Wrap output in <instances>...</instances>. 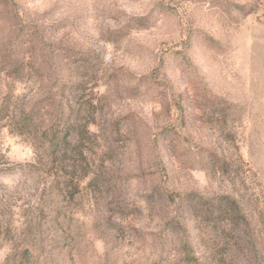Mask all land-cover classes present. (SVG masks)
I'll use <instances>...</instances> for the list:
<instances>
[{
    "label": "rangeland",
    "instance_id": "1",
    "mask_svg": "<svg viewBox=\"0 0 264 264\" xmlns=\"http://www.w3.org/2000/svg\"><path fill=\"white\" fill-rule=\"evenodd\" d=\"M0 264H264V0H0Z\"/></svg>",
    "mask_w": 264,
    "mask_h": 264
},
{
    "label": "trees",
    "instance_id": "2",
    "mask_svg": "<svg viewBox=\"0 0 264 264\" xmlns=\"http://www.w3.org/2000/svg\"><path fill=\"white\" fill-rule=\"evenodd\" d=\"M63 142H66V137H63L62 138ZM54 145V144H53ZM235 203V202H234Z\"/></svg>",
    "mask_w": 264,
    "mask_h": 264
}]
</instances>
